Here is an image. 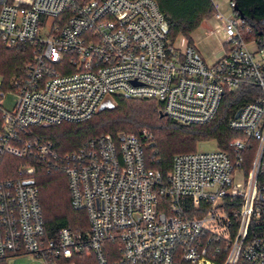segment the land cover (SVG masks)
<instances>
[{
	"label": "built area",
	"instance_id": "2783aa9c",
	"mask_svg": "<svg viewBox=\"0 0 264 264\" xmlns=\"http://www.w3.org/2000/svg\"><path fill=\"white\" fill-rule=\"evenodd\" d=\"M227 8L215 29L222 55L208 64L184 37H169L155 0H0V46L30 50L18 72L0 75V262L30 254L73 264L85 253L98 264L109 256L111 264H264V47L246 37L231 0ZM241 86L260 93L229 117L240 135L229 150L176 154L165 175L147 154L146 130L98 135L66 153L35 131L89 120L116 97L153 100L176 123L204 124ZM6 155L23 161L13 176H4ZM38 166L65 175L87 229L46 237Z\"/></svg>",
	"mask_w": 264,
	"mask_h": 264
},
{
	"label": "trees",
	"instance_id": "16d2710c",
	"mask_svg": "<svg viewBox=\"0 0 264 264\" xmlns=\"http://www.w3.org/2000/svg\"><path fill=\"white\" fill-rule=\"evenodd\" d=\"M167 24L169 37L173 40L184 37L193 44L191 33L201 22L216 13L212 0H155ZM234 10L251 29L248 39L259 38L264 47V0H231ZM30 56L29 47L18 45L13 48L0 46V75L6 80L11 74L18 72ZM260 93L259 88L241 86L237 91L225 92L216 116L204 124L183 125L167 116L160 117L161 106L153 100H141L116 97L111 107L98 111L91 119L78 123H62L59 125L38 127L36 133L50 142L59 153L73 151L92 138L117 133H133L139 135L142 128H148L152 135V146L147 154L152 165L163 175L170 168L172 157L179 153L193 152L196 143L204 140H215L221 150H229V142L240 135L227 126L233 112ZM254 143L243 152V166L248 170L253 157ZM23 163L13 156H4V176H13L15 169ZM35 181L39 188V200L44 217L47 238L55 239L58 232L65 227L87 229L86 213L75 210L70 205L67 179L61 172H49L37 167ZM253 235V225L250 226ZM116 257H108L111 264ZM73 264H98L94 256L75 253L71 258ZM0 264H6L4 261ZM238 264H250L241 260Z\"/></svg>",
	"mask_w": 264,
	"mask_h": 264
},
{
	"label": "rangeland",
	"instance_id": "374dc122",
	"mask_svg": "<svg viewBox=\"0 0 264 264\" xmlns=\"http://www.w3.org/2000/svg\"><path fill=\"white\" fill-rule=\"evenodd\" d=\"M226 10H227V14L231 13V11L227 8L226 6ZM203 28H200L196 31V35L200 36L198 39H195V43L197 46V49L200 51V55L203 58V60L210 64L213 62V60L215 59L214 57L216 56L215 54V37H210L207 38L204 36L203 34ZM213 53L215 55H213ZM219 54H221V50H219L218 52ZM218 54V55H219ZM13 99L10 97L5 101V104L7 106H10L12 104ZM109 103H113L112 101H109ZM106 107L108 106V103H106L105 105ZM160 112V111H159ZM146 130L148 132H150V130L148 128H142L141 131ZM122 133V132H121ZM217 147V143L215 140H204V141H199L196 143V150L197 151H209V150H214ZM237 179H240V176H237ZM6 264H43L41 262V260L33 255H23V256H18V257H13V258H9L6 261Z\"/></svg>",
	"mask_w": 264,
	"mask_h": 264
},
{
	"label": "crops",
	"instance_id": "0c3cea01",
	"mask_svg": "<svg viewBox=\"0 0 264 264\" xmlns=\"http://www.w3.org/2000/svg\"><path fill=\"white\" fill-rule=\"evenodd\" d=\"M213 4L216 8V13L209 18L204 19L201 24L199 25V27L191 33L190 37L192 40L193 45L197 48L196 43H195V39H198L200 36L196 35V31L200 28H203V34L205 37L210 38V37H215L212 39H215V54L216 56L214 57L215 59L213 60L216 61L221 55L219 54V50H221L222 52V43L224 41V37H223V32L222 30L219 31H215L216 28H220L223 24V20H224V16L228 15L227 14V10H226V6H227V0H212ZM198 50V49H197ZM198 52L200 53V51L198 50ZM213 53V55H215ZM219 54V55H218ZM6 263V261H5Z\"/></svg>",
	"mask_w": 264,
	"mask_h": 264
},
{
	"label": "water",
	"instance_id": "95a60500",
	"mask_svg": "<svg viewBox=\"0 0 264 264\" xmlns=\"http://www.w3.org/2000/svg\"><path fill=\"white\" fill-rule=\"evenodd\" d=\"M240 17L242 18V16H240ZM263 42H264V40H263ZM106 103H108V106H107V107H111V106H113V103H109V100H107V101H105V102L100 106L99 111L102 110V109H104V108H106V106H105ZM237 115H238V111L236 112L235 116H237ZM159 116H160V117H163V116H165V114L162 113V112H159Z\"/></svg>",
	"mask_w": 264,
	"mask_h": 264
}]
</instances>
